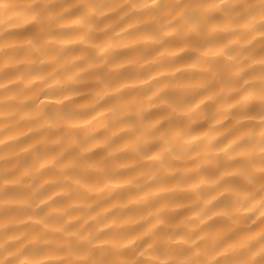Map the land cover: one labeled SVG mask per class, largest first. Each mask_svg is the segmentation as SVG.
Returning <instances> with one entry per match:
<instances>
[{
    "label": "clouds",
    "instance_id": "9594fccd",
    "mask_svg": "<svg viewBox=\"0 0 264 264\" xmlns=\"http://www.w3.org/2000/svg\"><path fill=\"white\" fill-rule=\"evenodd\" d=\"M0 264H264V0H0Z\"/></svg>",
    "mask_w": 264,
    "mask_h": 264
}]
</instances>
